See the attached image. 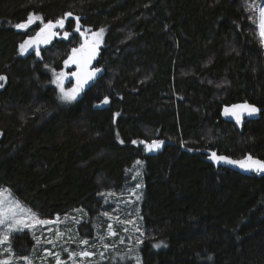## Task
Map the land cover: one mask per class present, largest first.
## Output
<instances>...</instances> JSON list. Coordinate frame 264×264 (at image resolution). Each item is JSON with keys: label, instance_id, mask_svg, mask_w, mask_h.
Wrapping results in <instances>:
<instances>
[{"label": "trees", "instance_id": "obj_1", "mask_svg": "<svg viewBox=\"0 0 264 264\" xmlns=\"http://www.w3.org/2000/svg\"><path fill=\"white\" fill-rule=\"evenodd\" d=\"M260 2L0 0V187L42 218L80 208L93 219L100 194L127 188V169L142 161L140 264H264V175L205 161L207 150L264 160ZM67 12L104 32L101 77L66 103L52 70L79 36L55 39L39 55L20 45ZM29 14L38 24L16 28ZM75 25L68 20L65 32ZM237 102L256 105L260 117L237 129L221 116ZM153 140L163 144L146 153ZM78 231L93 236L88 222ZM10 243L27 254L33 242L22 232Z\"/></svg>", "mask_w": 264, "mask_h": 264}, {"label": "rangeland", "instance_id": "obj_2", "mask_svg": "<svg viewBox=\"0 0 264 264\" xmlns=\"http://www.w3.org/2000/svg\"><path fill=\"white\" fill-rule=\"evenodd\" d=\"M263 2L264 0H261L256 8V21L258 19V9L263 5ZM38 21L39 20H35L27 28H22V30H26L38 24ZM44 24L45 23H41L38 28H35L33 34L29 35V37L34 36L36 31ZM256 28L259 35L257 24ZM85 31L89 33L90 39H93L92 33L98 32L99 30L91 31L85 28ZM63 34V32H60L58 36H62ZM102 38L99 45L102 43ZM55 39L54 36H51L48 45H53ZM263 45L264 44H262V46ZM37 47H39V45L34 44L23 53H28L32 50L35 51ZM39 51L42 50L39 49ZM65 60H67V58ZM61 71L70 74L72 69L64 63L61 70H52L53 78L55 79L56 74ZM70 85L71 82L69 81L68 75L64 80L65 89H69ZM57 88L60 92L58 86ZM140 162L139 164L136 162L132 167L127 169L129 183L127 188L120 192L109 191L100 194L104 205L101 212L95 218L90 219L80 208H75L67 214L56 215L50 219L42 218L37 215L40 220H47L50 223L35 224L33 227L21 228L9 234L11 238L17 233H28L33 243L27 254H20L12 247L10 253L6 252L5 249L9 247V244L11 246L9 240L4 244H0V260H9L10 264H27L26 261L20 259L21 257L27 256L31 264H58V257L59 264H102L103 261L108 258L116 260L117 258L123 259L125 256H128L133 260L134 264H137V261H139L140 264V257L136 253V248L140 244H138L137 241L142 240L144 232L139 208L144 186V164L142 161ZM137 185H140V187L138 188ZM0 188L9 190L4 186ZM10 194L9 199L19 201L11 192ZM20 204L30 209L21 202ZM31 211L36 213L32 209ZM105 213H107V215H105ZM82 222L89 223V226L93 229L92 237H85L79 233L78 226ZM29 223L32 222L29 221ZM109 225L112 226L111 229H109ZM6 227V225L0 226V233H3ZM110 231L114 233V235H110ZM81 240H88L89 243L87 245L81 244ZM105 245L108 247H105ZM84 251L92 252L94 255L89 257L81 256L80 253ZM49 253H51V255Z\"/></svg>", "mask_w": 264, "mask_h": 264}, {"label": "snow or ice", "instance_id": "obj_3", "mask_svg": "<svg viewBox=\"0 0 264 264\" xmlns=\"http://www.w3.org/2000/svg\"><path fill=\"white\" fill-rule=\"evenodd\" d=\"M72 16V13H66L65 17ZM41 19L39 16H34L33 14H29V17L26 22L18 23L15 25L16 28H27L30 24H32L35 20ZM77 22L79 21V17L76 18ZM259 35L261 37V43L264 44V5L260 6L258 9V19L256 21ZM59 26L60 28L64 27V19H57L55 22L48 21L47 24L44 25L43 28L40 29L39 32L36 33V36L29 37L28 40L24 41L20 45L21 52L26 51L29 47L39 43H48L50 36L56 35L55 32L51 30L55 27ZM79 26L77 25L76 31H79ZM104 29L101 28L98 32L92 33L93 39L89 40L85 38L84 43H82L79 48H73L71 50V54L68 56V59L64 61L65 65L74 64L77 66V71L70 73L71 76L76 78V84L73 85L72 88L65 89L64 80L67 78L69 73H65L61 71L56 74V78L52 81V83L56 84L60 89V100L62 102H72L76 100L77 96L82 92L84 86L94 78L95 74L100 71V69H94L89 71L88 66L91 64L92 60L95 58L99 44L101 42V38L103 36ZM81 35H84L81 33ZM69 33L65 32L64 37L67 38ZM37 55H39V48L37 47ZM6 77L0 76V80H5ZM0 87H3V84H0ZM103 103H108V98L105 97ZM261 109L257 108L255 105L249 104L247 102L243 104L232 105L231 107H226L224 109L225 115H231L235 118L236 122L239 124L244 119V116H253L259 113ZM118 115V114H117ZM122 142V141H121ZM133 144L137 143L136 141H132ZM163 141L153 140L151 143L147 144V149L149 151L159 149ZM211 158L215 161H223L229 164L238 165L240 168L245 170H252L256 172H264V160L254 158L251 154L246 155L243 159L233 160L227 156H219L215 152L211 154ZM137 163H141L137 161ZM139 188L140 185H137ZM10 192L7 189L0 188V226L6 225V229L3 233H0V244H4L10 240V233L15 230H19L21 228H29L33 227L35 224H48L50 223L47 220H40L37 217V214L32 212L31 209L25 208L20 204L19 201L14 199H9ZM139 198V197H138ZM107 215V213H105ZM58 219V218H57ZM31 221L32 223H29ZM111 225H109V229H111ZM110 235H114L110 231ZM59 235V233H58ZM81 244L87 245L88 240H81ZM137 243H142V241H137ZM105 247H108L105 245ZM159 247V245H156ZM6 252H11V246L5 249ZM51 255V253H49ZM81 256L89 257L94 255L92 252H81ZM20 259L27 262V264H31L29 257H21ZM58 264L59 258L57 257ZM0 264H10L9 260H0ZM139 264V261H137Z\"/></svg>", "mask_w": 264, "mask_h": 264}, {"label": "water", "instance_id": "obj_4", "mask_svg": "<svg viewBox=\"0 0 264 264\" xmlns=\"http://www.w3.org/2000/svg\"><path fill=\"white\" fill-rule=\"evenodd\" d=\"M262 4L264 5V2H263ZM262 4H261V5H262ZM67 13H71V12H67ZM77 17H78V16L75 15V14H72V16H70V17H65V14H64V16L62 17V18L64 19V27H63V28H60L59 26H57V27H55L54 29L51 30L52 32H55V33H56V35H54V37H55L56 39H58V40L69 39V38H70L72 35H74V34H75V35H78V36H79V39H80V43H79L76 47H74V48H79V46H80L82 43H84L85 38L91 40L90 37H89V33L85 31V27H84L83 25H79V24L77 23V19H76ZM62 18H61V19H62ZM68 20H75V22H76L75 27L73 28L72 31L67 32V33H69V36H68L67 38L64 37V34H63L62 36H58V34L60 33V30L65 29V27H66V23H67ZM55 21H56V20H55ZM55 21H53V22H55ZM47 23H48V22H47ZM47 23H45V24H47ZM45 24H44V25H45ZM44 25H43L42 27H40V28L36 31V33L39 32L40 29L44 27ZM77 25L79 26V29H80L79 31H76ZM36 33H35L34 36H36ZM81 33H83L84 35H81ZM34 36H31V37H34ZM50 38H51V36H50ZM50 38H49V39H50ZM28 39H29V37L27 38V40H28ZM48 44H49V42H48V43H39V44H38V45H39L38 48H44V47H47V46H49ZM35 45H36V44H35ZM99 53H100V45H99V47H98V50H97V53H96L95 58L92 60L91 64L88 66V70H89V71L94 70V69H100L99 67L96 66V62H97V59H98V57H99ZM70 54H71V51H70ZM70 54H69V55H70ZM67 59H68V57H67ZM68 67H69L70 69H72V72H76V71L78 70V69H77V66L74 65V64H68ZM72 72H71V73H72ZM101 75H102V70L100 69V71L97 72V73L95 74L94 78H93L92 80H90V81L84 86L82 92L77 96V99L80 98V97L83 95V93L85 92V90H87L88 88H90V87L93 85V83L96 82V81L101 77ZM69 81L71 82L70 88H72L73 85L76 84V78L73 77V76H71V75L69 74ZM243 103H245V102H237V103H233V104H230V105H225V106H223L222 109H221V116H222V118H223L225 121H228V122L233 123L237 129H241L242 126H243V124H244L246 121H248V120H257V119L260 117V112L257 113V114H255V115H253V116H247V115H245V116H244V119L242 120V122L238 124L233 116H231V115H225V114H224V109H225L226 107H231L232 105L243 104ZM247 103H248V102H247ZM249 104H250V103H249ZM252 105H253V104H252ZM255 106H256V105H255ZM256 107H257V106H256ZM257 108H259V107H257ZM259 109H260V108H259ZM150 143H151V142H150ZM147 144H149V143H146V144H145V150H146V153H150V151L147 149ZM184 149H185V148H184ZM213 152H215V151H211V150H207V151H205V161L209 162L210 164H212V165L215 166V167L228 168V169H230V170L236 171V172H238V173H241V174H243V175H247V176H251V175L263 176V175H264V172H256V171H252V170H245V169L240 168L238 165L229 164V163H226V162H223V161H219V162H218V161H215V160H213V159L211 158V154H212ZM215 153H216V152H215ZM216 154H217V153H216ZM217 155H219V156H226V155H223V154H217ZM227 157H229V156H227ZM244 157H245V156H244ZM244 157H242V158H231V157H229V158H231V159H233V160H240V159H243ZM254 158H256V157H254ZM257 159H259V158H257ZM261 160H262V159H261Z\"/></svg>", "mask_w": 264, "mask_h": 264}, {"label": "bare ground", "instance_id": "obj_5", "mask_svg": "<svg viewBox=\"0 0 264 264\" xmlns=\"http://www.w3.org/2000/svg\"><path fill=\"white\" fill-rule=\"evenodd\" d=\"M60 32H63V33H65V30L63 29V30H60ZM233 124V123H232ZM234 125V124H233ZM235 126V125H234ZM211 151H214V150H211ZM151 152V151H150ZM217 153V152H216ZM218 154V153H217ZM224 155V154H223ZM257 158V157H256Z\"/></svg>", "mask_w": 264, "mask_h": 264}]
</instances>
